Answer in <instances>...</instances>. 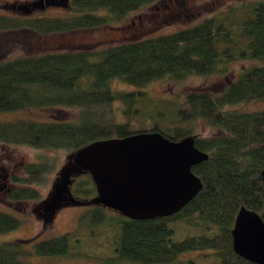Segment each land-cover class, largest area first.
<instances>
[{
	"label": "trees",
	"instance_id": "obj_1",
	"mask_svg": "<svg viewBox=\"0 0 264 264\" xmlns=\"http://www.w3.org/2000/svg\"><path fill=\"white\" fill-rule=\"evenodd\" d=\"M58 10L38 13V3L0 5V143L39 150L75 152L94 141L137 132H159L170 140L194 136L208 159L192 166L202 189L177 213L152 219L109 214L96 205L80 215L75 233L35 241L37 255L77 253L88 228L113 231L112 264H255L232 248L231 229L240 206L264 222V110L231 109L264 99V0H251L204 17L171 32L94 48L16 53L8 35H58L115 27L130 14L159 0H47ZM28 49V48H27ZM253 60L218 92L189 90L174 98L149 97L142 87L159 79L227 74L230 63ZM257 62V63H256ZM136 89L116 88L117 82ZM115 84V85H114ZM50 108L54 114L34 119H3L21 110ZM65 112H70L67 114ZM65 113V114H63ZM216 126L210 136H196L193 123ZM57 167L55 155L40 154L13 175V202L36 200L39 186ZM76 198L98 199L91 175L71 177ZM51 219V217H50ZM20 219L0 210V233ZM101 232V230H100ZM0 243V264H28L23 243ZM76 251V252H75ZM189 254V255H185ZM191 254V255H190Z\"/></svg>",
	"mask_w": 264,
	"mask_h": 264
},
{
	"label": "rangeland",
	"instance_id": "obj_2",
	"mask_svg": "<svg viewBox=\"0 0 264 264\" xmlns=\"http://www.w3.org/2000/svg\"><path fill=\"white\" fill-rule=\"evenodd\" d=\"M248 1L251 0H159L131 13L126 21L115 27L104 26L48 36L32 33L20 34V36L15 34L8 35L4 40H7L11 45L16 44V53L22 51L23 53L34 54L41 51L94 48L171 32ZM51 2L47 0H0V5L38 3L35 7L38 13H44L45 10H58L60 5ZM252 63L255 62L253 60H240L230 63L227 74L191 76L182 81L159 79L148 83L140 90L153 98H174L185 91L199 89L218 92L234 79L240 71L249 67ZM114 82H117L116 85L114 84L116 88L136 89L135 86L120 80ZM230 108L240 111L264 110V99L239 103ZM54 113L55 110L43 108L34 109L32 113L28 110H21L4 114L1 117L9 120L34 119L30 116L51 115ZM65 113L70 114V112ZM193 128L196 136H210L218 132L216 126L210 125L204 120L195 121ZM73 153L62 149L45 151L23 145L5 146L0 143V180L1 175L4 174L11 181L13 175L21 174L24 164L35 160L40 154L55 155L57 158L56 169L46 176L38 188L40 192L38 200L10 202L7 195L16 186L12 181L13 185L9 191L0 189V210L13 214L20 219L17 228L0 233V243L10 240L35 239L23 243L26 254L20 258L28 264H112L107 257L111 255L113 231H106L105 225L99 228V233L97 231L92 234L88 228L84 227L77 232L75 237L73 235L74 239L79 238L82 240V242H77L79 245L77 253L37 255L33 252L35 241L62 235L66 232L75 233L74 230H79V218L85 209L99 205L96 197L92 199L81 197L76 203L69 196L64 197L67 189L65 185L69 182V178L71 179L75 175L79 176L83 172L81 168L73 164ZM56 191L64 192V194L57 195V201L59 202L53 205L49 200H55L56 197L53 195L51 197L50 193ZM106 211L109 214H115L113 209L106 208ZM49 214L52 215L51 219L48 217ZM120 264L134 263L121 262Z\"/></svg>",
	"mask_w": 264,
	"mask_h": 264
},
{
	"label": "water",
	"instance_id": "obj_3",
	"mask_svg": "<svg viewBox=\"0 0 264 264\" xmlns=\"http://www.w3.org/2000/svg\"><path fill=\"white\" fill-rule=\"evenodd\" d=\"M194 136L170 140L159 132H137L94 141L73 153L72 162L88 172L101 205L130 219L177 213L202 189L192 166L208 159ZM264 180V168L260 172ZM232 248L242 258L264 264V222L240 206L231 229Z\"/></svg>",
	"mask_w": 264,
	"mask_h": 264
},
{
	"label": "flooded vegetation",
	"instance_id": "obj_4",
	"mask_svg": "<svg viewBox=\"0 0 264 264\" xmlns=\"http://www.w3.org/2000/svg\"><path fill=\"white\" fill-rule=\"evenodd\" d=\"M70 181H71V179L69 178V182L67 183V185H65V188H68L69 187V185L68 184H70ZM9 184V185H8ZM12 185H13V183L10 181V178L8 179V177H6V175H1V180H0V189H4V190H7V191H9L10 189H11V187H12ZM14 188V187H13ZM12 188V189H13ZM64 188V187H63ZM10 192L11 191H9V193H8V195L10 194ZM61 194H64V192H61V191H56V192H52V193H50V195H51V197H52V195L53 196H55L56 198H55V200L53 199V200H49L50 202H51V204H53L54 205V203H58L59 201H57V195H61ZM7 195V196H8ZM66 195L67 196H69L70 197V199L73 201V202H77L78 201V198H76V197H73L71 194H70V192L68 191V189H66V191H65V195H64V197L65 198H67L66 197ZM39 199V198H38ZM37 199V200H38ZM98 200V199H97ZM9 201L11 202L12 200L11 199H9ZM25 201H32V200H24V202ZM13 202V201H12ZM19 202H21V201H19ZM99 202V201H98ZM15 203H18V202H15ZM100 204V203H99ZM101 205V204H100ZM107 208V207H106ZM115 212H117L116 210H114ZM118 213V212H117ZM48 217H52V215L51 214H49V216ZM47 217V218H48ZM46 218V219H47Z\"/></svg>",
	"mask_w": 264,
	"mask_h": 264
}]
</instances>
